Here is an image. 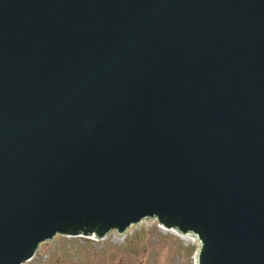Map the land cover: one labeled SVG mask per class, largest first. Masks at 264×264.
I'll list each match as a JSON object with an SVG mask.
<instances>
[{
  "label": "water",
  "instance_id": "1",
  "mask_svg": "<svg viewBox=\"0 0 264 264\" xmlns=\"http://www.w3.org/2000/svg\"><path fill=\"white\" fill-rule=\"evenodd\" d=\"M146 218L264 264V0H0V264Z\"/></svg>",
  "mask_w": 264,
  "mask_h": 264
},
{
  "label": "rangeland",
  "instance_id": "2",
  "mask_svg": "<svg viewBox=\"0 0 264 264\" xmlns=\"http://www.w3.org/2000/svg\"><path fill=\"white\" fill-rule=\"evenodd\" d=\"M157 226L155 218H147L120 236L115 231L98 240L56 235L24 264H195L199 246L194 237Z\"/></svg>",
  "mask_w": 264,
  "mask_h": 264
},
{
  "label": "bare ground",
  "instance_id": "3",
  "mask_svg": "<svg viewBox=\"0 0 264 264\" xmlns=\"http://www.w3.org/2000/svg\"><path fill=\"white\" fill-rule=\"evenodd\" d=\"M147 219V218H146ZM144 220V219H143ZM131 227V226H130ZM129 227V228H130ZM160 230H162V231H165V232H171L172 233V230H168V229H166V228H164L163 226H161L160 224H159V226H157ZM163 227V228H162ZM128 228V229H129ZM176 233V232H175ZM124 234V233H123ZM123 234H118L119 236L120 235H123ZM173 234V233H172ZM185 238V237H184ZM90 239H94V238H90ZM94 240H96V239H94ZM195 264H196V261H195Z\"/></svg>",
  "mask_w": 264,
  "mask_h": 264
}]
</instances>
